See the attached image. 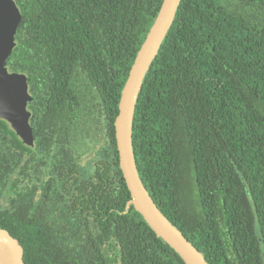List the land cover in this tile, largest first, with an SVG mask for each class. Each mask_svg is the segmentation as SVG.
<instances>
[{
  "label": "trees",
  "instance_id": "1",
  "mask_svg": "<svg viewBox=\"0 0 264 264\" xmlns=\"http://www.w3.org/2000/svg\"><path fill=\"white\" fill-rule=\"evenodd\" d=\"M13 1L21 21L5 65L26 76L32 129L69 130L55 113L81 110L82 77L88 128L95 108L108 141L86 178L84 168L46 180L38 194L18 176L54 165L50 135L27 145L0 118V228L21 242L25 264H185L127 205L114 129L162 0ZM131 144L148 195L207 264H264V0H181L138 93Z\"/></svg>",
  "mask_w": 264,
  "mask_h": 264
},
{
  "label": "water",
  "instance_id": "2",
  "mask_svg": "<svg viewBox=\"0 0 264 264\" xmlns=\"http://www.w3.org/2000/svg\"><path fill=\"white\" fill-rule=\"evenodd\" d=\"M181 0H162L158 12L149 27L143 42L136 52L118 102V113L114 120L116 149L119 167L130 192L132 204L157 236L162 238L185 264H207L202 254L184 237L156 207L148 195L137 173L131 132L134 109L143 79L155 58L163 39L173 23ZM21 21L18 7L13 0H0V118L5 119L26 144H32L30 113L26 109L30 96L24 74L9 71L6 60L15 45L14 36ZM246 185L248 202L253 207L252 196ZM257 238L260 232L257 228ZM0 264H25L23 246L7 230L0 228Z\"/></svg>",
  "mask_w": 264,
  "mask_h": 264
},
{
  "label": "flooded vegetation",
  "instance_id": "3",
  "mask_svg": "<svg viewBox=\"0 0 264 264\" xmlns=\"http://www.w3.org/2000/svg\"><path fill=\"white\" fill-rule=\"evenodd\" d=\"M23 74V73H21ZM25 76V75H24ZM26 77V76H25ZM80 82L77 81L75 84L77 85L76 88L80 90L81 95V101L76 102L75 106L78 107L82 104L81 110L73 111L71 110L69 118H64L63 115L60 113H55V117L62 121L65 124H69V130L68 128H64L61 126L60 123H52L50 121V126L47 129H44V135L40 132L35 133V131L32 129V144L33 141L36 143V140L39 138L46 142V134L50 135V142H51V149H53V160L54 165H23L21 174L18 176L20 182H22L23 186H30V183L34 184L36 188H38V194H40V185L43 181L50 180L51 183H57L58 181H55V179H62L64 178H80L83 174V170L85 168L84 172V178H86L88 174V165H89V159L90 162H94L93 155L96 154L97 151L100 150L101 146H105V144L108 141L107 137V130L106 126L102 123L100 124L96 118L94 120V117L97 113V117H103L102 114L99 113V111L95 110V108L92 109L94 113L92 124H91V131L88 128V96L87 91L86 93L85 88L86 86L79 87L82 84H85L83 81V78L80 77ZM27 82V79H26ZM28 84V83H27ZM31 99V98H30ZM29 105V106H28ZM32 100H29L26 105V109L29 111V125L32 128V110H31ZM28 106V107H27ZM33 106V105H32ZM39 103L34 107L35 110L39 112L40 110ZM80 117L81 122L80 123ZM38 121V120H36ZM76 122V123H75ZM34 123V122H33ZM82 126L84 128V131L82 130ZM89 130V131H88ZM99 132V133H96ZM85 132V133H83ZM96 133V136H93L90 138V135H94ZM22 140V139H21ZM93 148L89 151V148L87 146L89 145ZM26 144V143H25ZM29 145V144H27ZM31 145V144H30ZM64 153H66L64 155ZM72 162H75L76 165H72ZM61 166L64 168L65 174H63L61 177L58 178L60 173ZM74 170V171H73ZM24 190V187H23Z\"/></svg>",
  "mask_w": 264,
  "mask_h": 264
},
{
  "label": "rangeland",
  "instance_id": "4",
  "mask_svg": "<svg viewBox=\"0 0 264 264\" xmlns=\"http://www.w3.org/2000/svg\"><path fill=\"white\" fill-rule=\"evenodd\" d=\"M18 180H19V178H18ZM20 181V180H19ZM5 198H6V196H4Z\"/></svg>",
  "mask_w": 264,
  "mask_h": 264
}]
</instances>
